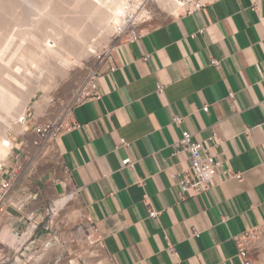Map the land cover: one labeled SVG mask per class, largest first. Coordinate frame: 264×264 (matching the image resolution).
Returning <instances> with one entry per match:
<instances>
[{
    "label": "crops",
    "instance_id": "1",
    "mask_svg": "<svg viewBox=\"0 0 264 264\" xmlns=\"http://www.w3.org/2000/svg\"><path fill=\"white\" fill-rule=\"evenodd\" d=\"M259 17H264V0H216L146 27L140 39L120 42L99 64V97L73 109L79 126L55 145L65 181L79 191L96 228L102 264H243L233 238L264 228ZM212 59L220 65L213 66ZM182 131L241 179L215 182L210 192L181 200L170 174L188 165L172 155ZM213 133L221 143L209 141ZM21 142L13 154L24 160ZM125 159L133 166L124 167ZM23 160L10 158L0 177L21 170ZM30 169L32 163L25 172ZM48 173L50 168L43 175L35 169L31 179L15 183L14 205L21 209H7L0 221L11 246L27 216L39 217L54 196ZM150 209L158 216L149 217ZM48 246L55 243L45 245L31 264L42 263Z\"/></svg>",
    "mask_w": 264,
    "mask_h": 264
},
{
    "label": "bare ground",
    "instance_id": "2",
    "mask_svg": "<svg viewBox=\"0 0 264 264\" xmlns=\"http://www.w3.org/2000/svg\"><path fill=\"white\" fill-rule=\"evenodd\" d=\"M2 1L5 2V5H7V7L9 3L11 4L14 2L13 0L12 2L8 3V1L11 0H7L8 3L7 4L6 0H2ZM22 1L18 0V2L21 5L26 2H27L26 4H32L34 0H24L23 2ZM37 1L38 2L41 1L39 3H41L42 6L40 7V4L38 3L40 7V9H38V12H40L39 10H41L42 8L43 13L41 11L42 14L39 15V17L37 18L34 17V19H30V24L32 27L40 31V36L39 34H38L39 36L38 38L36 37L37 35L34 36L38 30L37 31L33 30L36 33L33 34L34 36L33 38H29L30 45L28 47H23L22 46L23 43H21V41L23 40L22 35L24 36L23 33L25 29H23V31L20 29V31L16 33L18 34L17 36H19V38L22 33L21 41L16 36L17 39L19 40L18 42H20L18 43L20 44V46L17 45L18 47H13V49H11L12 51H14V48L15 49L17 48L16 52L14 51L13 54L11 53L12 52L11 50L5 49V48H12L6 46L7 44L5 43L6 45L4 48H2V50H3V54H5L4 53L5 50L7 51V52L5 51L6 53L10 51L9 56L7 54L9 60H6L7 59L6 55L4 56L6 57V59L0 56V170L4 166V164L8 162V157L13 154V148L15 145L11 134L16 132V134L20 135L23 133L22 129H24V126L26 124L27 106L31 101V98L34 97L36 91L44 90L45 88L49 90L50 87H53V85H55L53 81H50L52 78L54 79L53 77L54 73L58 72L62 77L65 78V76L68 74L69 71L68 69L69 62L73 59L83 61L89 59L91 56H94V61H96V64H100L104 56L109 51L112 50V48L114 47V43H116V40L122 34L136 27L137 22L142 21L143 19L150 20L155 16L149 13L148 5L150 3L155 4L156 6V11H157L156 15L159 12L160 13L165 12L169 15L176 16L177 13L180 11V9H182V11L184 10V7H182L183 5H181L179 0H147V1L146 0H66V3H64L63 0L64 4H67L68 2L67 4L68 6L66 5L67 7L66 9H68L69 3L71 2L70 3L71 7H69V9L72 8V11L74 10L73 12L80 13L79 15L82 14V16H84V22L83 21L80 22L77 20L78 18L76 16L72 15L73 12L71 10L68 9L69 12L68 10L66 11L65 8H64L65 11L61 10L62 8L60 7H62L61 4L63 3L61 4L57 3V1L59 2V0H37ZM2 3L3 2L0 1V4ZM16 3L17 2H15V4L13 3L12 5L10 4L9 5L11 6V8H13L12 6L13 5L16 6ZM64 4L63 7H65ZM29 6L30 5H28V9L30 10V12L34 11L35 8L30 9ZM11 8L9 7L10 10H13ZM9 9L7 8V10ZM14 10L16 11L15 7ZM59 10L61 12L62 11L68 12L69 14H71L70 13L71 11L72 12L71 16H73V19L76 17L75 19L77 21L70 18L72 19V21H76V22L75 23L69 22L70 19L69 20L67 19L68 20L67 22L66 17L69 16L67 13H66L67 16L66 15L64 16L63 14L65 13L63 12L61 14L65 18L61 19L63 16L61 17L59 15L60 14ZM1 11L3 10L1 9ZM38 12H35L36 16ZM17 13H19L20 15V12ZM0 14L2 15V12ZM5 14H8V11H6ZM9 15L10 13L8 14V16ZM16 15L19 16L18 14L15 13L13 17L12 16L11 17L15 19ZM21 18L22 17H20V19ZM59 18L61 19V21L63 20L62 22L63 24L61 23L60 20H59L60 22L58 23ZM14 19H13L14 22L15 20L17 21V18L15 20ZM13 21L11 23H14ZM19 22L21 21L19 20ZM24 22L25 21L23 17V23ZM28 22H25V24H28ZM45 22L46 23L49 22L51 24L52 23L54 24V22H56L59 25L61 23L62 26L60 25L61 28H59V30H57L56 32L54 31L55 33L52 32L53 33L52 35L50 33L49 36H47L48 33H46L47 35H44V33H42L45 31L43 30L44 29L43 27H45L46 25ZM48 26L51 27V25L49 24L46 25V28ZM30 30H32L31 27H29V31ZM29 31L26 28L25 30L26 34ZM45 32H47V29ZM14 36L15 35L11 36L12 38L10 42L7 40L9 43H11V45H13L12 44L13 41L17 40ZM28 37L29 36H27L26 38L28 39ZM14 38L15 40H12ZM30 39L32 40L30 41ZM25 44L24 46H26ZM94 44L99 46L104 44L103 49L98 52L90 51V48H92V45ZM14 45H16L15 42ZM11 54L13 56L16 55V57H13V59L15 58L17 59V56H19V60H20L19 62L22 61L23 63L22 68H21V63L19 62H16L20 64V66L17 67L15 65L16 63L14 64L15 66L9 65V61L12 60ZM4 60L7 62H5ZM37 75H39V77ZM32 78L37 79L36 84H32L33 82L30 83L31 82L30 79L32 80ZM50 89L52 90V88ZM45 99L47 98L43 99L42 97L41 101L34 105V108L38 116L42 114L41 113L42 109L43 108L45 109L47 107V101ZM17 155L18 154H14L15 157H17ZM60 185L62 187L63 193L59 195H61L60 197H63L65 185L63 183H60ZM70 197L73 198L72 195H70ZM63 200H65V197H63ZM59 202H60L59 199L55 200L56 207ZM13 206L17 209H21V206L17 204ZM10 219H12V217ZM29 230H31V228H29ZM263 248H264V239L260 241L258 244H255L253 246V249H255L256 253L258 254V258L261 264H264V252L262 251ZM37 255L32 256L30 258V262H18L15 260L13 262H8L7 260L6 262H0V264H31L32 259ZM51 261L53 260H46L45 263L48 264V262Z\"/></svg>",
    "mask_w": 264,
    "mask_h": 264
},
{
    "label": "rangeland",
    "instance_id": "3",
    "mask_svg": "<svg viewBox=\"0 0 264 264\" xmlns=\"http://www.w3.org/2000/svg\"><path fill=\"white\" fill-rule=\"evenodd\" d=\"M0 1L4 3V4L3 3L0 4L2 6L4 5L3 7L0 6L1 7L0 11L2 9L3 11H1V12H2V15H4V16H2L0 14V17H1V19H0V49H1L0 50V56L3 58L6 55L7 59H6V57H4V58L6 60H9L8 56H9L10 51H8V53H6L7 51L5 50L6 51V52L4 51L5 54H3L2 48H4L6 44H7L6 46L12 47V48H5L7 50H11V49H13V47L20 46V44H18L20 42H18V41L19 40L21 41L22 33L20 35V32H19L20 38H19V36H17L18 34H16V33H18V31H20V29L22 31H23V29L26 30V28L29 31V27H31V29H32L29 32H27L28 35L26 34V32L24 30V33H23L24 36L22 35L23 40L21 41V43H23V45L21 44L23 47H28L30 45L29 38H33L36 35H37L36 36L37 38L40 36V31L31 26L30 19H34V17L35 18L39 17V15H41L43 13V9L41 8V10H39L40 12H38V9H40V7H42V6H41V3H39L41 1L38 2L37 0H34L32 2V4L35 3L36 6H35V4L34 5L26 4L27 2L23 3L21 5L18 2V0L17 1L14 0L13 3L14 4H15V2H17V3H16V6L15 5L12 6L13 8H11V6H10L13 3H11V4L9 3V2H12L13 0L8 1V3L10 5L7 3V0H6L8 7H7V5H5L4 1H2V0H0ZM20 1H22V0H20ZM38 3L40 4V7H39ZM57 3L61 4V3H63V0H59V2L57 1ZM64 3H66V0H64ZM70 3H69V7H71ZM37 4H38V6H37ZM63 4H61L62 7H60V8H62L61 10L65 11V9L67 8L66 5L68 4V2H67V4H64L65 7H63ZM28 5H30L29 6L30 9L35 8L34 11L30 12V10L28 9ZM148 6H149V13L152 15H155V16L150 20L143 19L142 21L137 22V28L140 30H144L146 27H149V26H156V25L165 23V22L171 20L173 17H175V15H169L165 12H161V13L159 12L160 14L158 13L156 15L157 11H156L155 4L150 3ZM5 7H6V9H5ZM9 7L13 10H10ZM14 7L16 8V11L14 10ZM69 7H68V9H69ZM7 8L9 10H7ZM68 9H66V11ZM69 10L72 11V8H70ZM69 10H68V12H69ZM6 11H8V14L10 13V15H9L10 17L8 16V14H5ZM12 11H13V13H12ZM41 11H42V13H41ZM64 11H62L63 13H65L63 15L65 16L67 13L69 16V17H66V20L67 19L69 20L70 18L73 19V16H71V14L74 10L72 12L70 11L71 14H69L68 12H64ZM14 12L18 15H19V13H17V12H20L19 16H17V15L15 16L17 18L18 22L15 20L16 18L15 19L12 18L13 15L15 14ZM35 12H38L39 14L37 13V16H36ZM62 12L61 11L59 12L60 13L59 15L61 17L63 16L61 14ZM179 12L182 13V9H180ZM79 14L80 13L73 12L72 15L76 16L78 18L77 19L78 21L84 22V16H82V14L81 15H79ZM21 15H23V16H21ZM64 16L62 18L61 17L60 18L64 19L65 18ZM79 16H81V17H79ZM18 17H19V19H18ZM20 17H22V18L20 19ZM23 17H24L25 22L29 21L28 24H25V22L23 23ZM60 18L58 19V23L61 21ZM75 18L73 20H76ZM79 18H80V20H79ZM13 19L15 20V22L13 21ZM72 19H70L69 22L75 23L77 21V20L72 21ZM19 20L21 22H19ZM66 20H64V21H66ZM68 20H67V22H68ZM12 21L15 24L17 23L18 25L11 23ZM62 22H63V20L61 21V23ZM80 22H78V23H80ZM20 23H21V25H20ZM55 23L56 22H54V24ZM61 23H60V25L62 26L63 23L62 24ZM45 24L46 25L50 24L51 27L48 26L49 28L48 27L46 28ZM45 24H44L45 27H43L44 28L43 30L46 31V29H47V32L44 31L42 33H44V35H47L46 33H48L47 36H49L50 33L52 35L53 34L52 32H54V31L56 32L57 30H59V28H61V26L57 23L55 25L52 23L53 24L52 25L49 22L48 23L45 22ZM22 25L24 28L22 27ZM56 25L57 26L59 25L60 27L59 26L57 27ZM33 30H35V31L38 30V31L36 33ZM32 31H33V33H32ZM11 34L15 35L14 37L16 39H17V37L19 39V40L18 39L16 40L17 42L11 41L13 45H14V42L16 43V45H14V46L11 45V43H9L11 38H12L11 36H13ZM33 34H35V35L33 36ZM38 34H39V36H38ZM27 36H29L28 39L26 38ZM50 37H52V36H50ZM15 38L12 40H15ZM125 38H126L125 34H122L116 40V43H114V47L117 44H119L120 42H122ZM31 40L32 39H30V41ZM25 43H27V44L29 43V44L27 45ZM24 44L26 46H24ZM103 46H104V44H102L100 46L94 44V45H92V48H90V51L98 52V51L103 49ZM16 49L14 48L15 52H16ZM14 51H12L11 53L14 54ZM7 54H8V56H7ZM90 54H92V53H90ZM16 55H17V53H16ZM16 55H14V56L12 55V60L10 59L11 61H9L10 66H13L16 62L20 61L19 56H17V59L16 58L13 59V57H16ZM89 57H90V55H89ZM13 60H15V61H13ZM16 60H18V61H16ZM75 60L73 59L69 62V65H68L69 71H68V74L66 75L67 77L66 76H65V78L62 77L58 72L54 73V76H53L54 79L52 78L50 80V81H53L55 84V85H53V87H50V88H52V90L50 88H49V90L47 88H45L44 90H38L35 92L34 97L31 98V101L29 102V104L27 106L26 124L24 126V129H22L23 133L19 135V134H16V132L14 131L15 133L11 134L13 137L14 145H15V143H20V141H22L23 138H26V136L30 134V131L28 130V129H30L29 127L31 126V123H32L30 116L32 115L33 110L35 109L34 105L36 103H39L41 101L42 97H43V99L47 98V99H45L46 101H48L50 96H53V95L54 96L56 95L59 98H66L72 92V90L74 91V89H77L84 82L85 78L90 73L96 71L97 68L99 67V64H96V61H94V56H91L89 59L83 60V61H79V60L75 61ZM5 62H7V61H5ZM19 63H21V68H22V66H23L22 61ZM19 63L15 64L16 67L20 66ZM37 76L39 77V75H37ZM43 76H45V75H43ZM30 81H31L30 83L33 82L32 84H36L37 79L32 78V80L30 79ZM32 90H33V87H32ZM39 99H40V101H39ZM45 109L44 108L42 109V112H41L42 114H43V111H45ZM28 110H29V114H28ZM35 113H36L35 115L38 116L36 110H35ZM27 114H28V117H27ZM12 157L13 158L15 157L14 154H12L8 157V162L4 164V166L1 168V170H3L8 164H10L9 161H10V158H12ZM22 163H24V165L22 166L21 170L19 171L16 182L21 181V180L31 179L34 176L33 174H34L35 169L40 174L43 175L44 172L50 168V174L48 173V176L46 177V179L51 181V183H49V185L55 191L54 196H52V198L46 204L42 205L41 212L38 214L39 219L37 220V222L38 223L41 222V224L38 225V228L35 231L37 234V238L39 239L38 245L35 247L34 252H32L28 256L26 261L23 260L22 262H30V258L32 256L43 253L45 250V245L53 242V243H55V246H50V247L48 246L49 250L45 252V257L43 258L41 264H46L45 263L46 260H53L52 263H54V264H67V262L69 260H73V259L76 260L75 264H102L104 262L105 257H104L100 242L98 240L97 233L93 231L94 225L89 220V217H88L86 211L84 210V208L81 206L78 198L73 199L70 197L72 188L65 181L64 173H63V170L61 169V165L59 164V161L52 159V157H51V160H48V161L46 159L34 160L33 162H30V163H32V169L28 170L27 172H25V169L28 167L29 161L23 160ZM33 167H34V170H33ZM0 179H1V177H0ZM42 179H43V176H42ZM54 182L59 183V184L63 183L65 185L64 196H63V197H65V200H63V197H60V195L57 193L56 189L53 186ZM58 199L60 202L58 203L57 207L55 206L54 214H50V215L46 216L47 209L49 208V206L53 205L52 203ZM1 220H3V219L0 218V221ZM45 227H47V229H45ZM25 229H26V227H25ZM25 229H23L21 232H23ZM6 230H7L6 226L3 224V222H0V262H6L7 258H8V262H13L14 261V252L12 250V247H13L14 243L12 244V246L10 244H8L9 239H8V234L5 232ZM263 239H264V228L262 230H257L255 232L251 233L250 237L245 238L244 244L250 250L251 257H252L254 264H261V262L258 258V254L256 253V250L253 249V246L255 244H258ZM262 251L264 252V248L262 249ZM37 256H35V257H37ZM35 257L32 260H34ZM31 263H32V261H31ZM50 264H51V262H50Z\"/></svg>",
    "mask_w": 264,
    "mask_h": 264
},
{
    "label": "built area",
    "instance_id": "4",
    "mask_svg": "<svg viewBox=\"0 0 264 264\" xmlns=\"http://www.w3.org/2000/svg\"><path fill=\"white\" fill-rule=\"evenodd\" d=\"M184 10L182 12L191 13L194 10L200 9L210 2L216 0H179ZM256 3L252 6V10L256 11ZM259 23L262 26L264 38V17H259ZM142 30L136 27L130 29L125 34L126 38L123 41L133 42L141 38ZM110 51L104 56L103 61L110 59ZM211 64L215 67L220 65V61L212 59ZM73 91V90H72ZM158 92H163V87L158 86ZM47 101V107L41 116L35 115V109L30 116L32 123L28 129L30 134L22 139L20 150L24 154V160L29 163L34 160L55 159L59 161L58 150L56 149V140L66 133L78 128L77 122L73 118V109L89 101L90 99L99 97L96 84V71L90 73L84 82L74 89L66 98H59L58 96H50ZM208 112V107L202 109ZM29 114V110H28ZM27 114V117H28ZM181 119L173 117V123L180 124ZM218 139L216 135L209 138L210 142H216ZM221 143L220 141H217ZM216 143V144H218ZM124 146L127 143L122 141ZM173 157L177 158L178 162H187L186 169L180 173L173 172L170 174L173 184L178 188L181 200L200 195L205 192H210L216 183H222L226 179L235 178L241 179L240 173H236L226 166V163L221 157L213 156L209 153L208 149L200 141H195L192 135L187 131L181 132L180 139L172 145ZM23 160L19 155L15 157ZM124 167H132L133 163L130 159H125L122 164ZM2 170H0L1 172ZM20 168L17 167L8 176L1 177L0 179V218L5 217L7 209L13 207L14 199L12 191L16 183ZM73 198H78L79 191L77 189L71 190ZM61 196V195H60ZM47 209V215L54 214L55 202L52 203ZM149 217H156L158 213L149 210ZM39 217H34L32 214L27 216L28 224L23 232L18 234V238L14 242L12 250L14 252V260L18 262L26 261L28 256L34 252L35 247L38 245L39 239L37 238L36 230L41 222H37ZM31 228V230H29ZM47 229V227H45ZM96 228L93 227V231ZM257 231V230H255ZM244 233L242 237H234V241L238 246V255L243 260V264H254L250 250L244 244L245 238L250 237L251 233ZM8 260V258H7Z\"/></svg>",
    "mask_w": 264,
    "mask_h": 264
},
{
    "label": "water",
    "instance_id": "5",
    "mask_svg": "<svg viewBox=\"0 0 264 264\" xmlns=\"http://www.w3.org/2000/svg\"><path fill=\"white\" fill-rule=\"evenodd\" d=\"M55 189H56L58 194H62L63 193L62 187H61V185L59 183L57 185H55Z\"/></svg>",
    "mask_w": 264,
    "mask_h": 264
}]
</instances>
